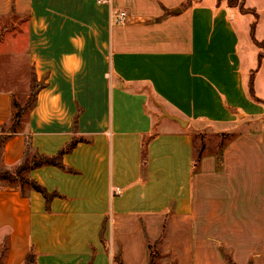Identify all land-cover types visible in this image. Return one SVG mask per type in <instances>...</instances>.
Listing matches in <instances>:
<instances>
[{"label":"crops","instance_id":"crops-1","mask_svg":"<svg viewBox=\"0 0 264 264\" xmlns=\"http://www.w3.org/2000/svg\"><path fill=\"white\" fill-rule=\"evenodd\" d=\"M189 1L0 0V26L26 18L25 53L45 83L0 168L24 161L29 137L47 156L83 139L63 157L73 172H27L59 195L50 203L0 181L2 264H25L31 248L37 264H264V59L251 36L255 24L264 42V0H245L256 16ZM12 114L0 87V130ZM245 125L197 169L193 131Z\"/></svg>","mask_w":264,"mask_h":264},{"label":"rangeland","instance_id":"rangeland-1","mask_svg":"<svg viewBox=\"0 0 264 264\" xmlns=\"http://www.w3.org/2000/svg\"><path fill=\"white\" fill-rule=\"evenodd\" d=\"M25 19L26 18L23 17L19 20L16 19L17 21L14 24L13 22H10L7 25L2 24L0 26V87L11 89L13 92V105L15 103V105H20L21 107H25L27 103L32 102L30 93L31 88L33 87V70L31 69L25 53ZM262 46V49L257 46L259 54L264 52V43ZM14 47H17V52L13 50ZM246 59H248V56L244 57V60ZM41 84L42 83H39V85ZM260 86H262L260 88L264 94V81ZM34 88L35 90L38 88L36 83L34 84ZM13 110L14 113L18 111L16 107H13ZM157 111L162 113L160 107ZM27 113L28 111L23 114L20 127L18 128L19 131L25 130ZM11 124L12 122L6 127V131H9ZM250 127V125H245L236 131L225 134H219L211 130L193 131L195 163L197 169H199V164L203 155L206 153L221 154L222 150L228 145V143L235 140L241 132L251 129ZM0 171L5 172L6 169L0 168ZM13 171L14 169L10 172ZM23 175L27 176V173H24ZM0 181L11 185H20L18 180H15L13 183L6 180ZM25 187L28 188L27 185L23 188ZM6 249L5 245V247L2 248L3 254L0 257V264H2L1 262L3 261V258H5ZM156 255L157 254L155 253L154 258H156ZM153 261L157 263V258Z\"/></svg>","mask_w":264,"mask_h":264},{"label":"trees","instance_id":"trees-1","mask_svg":"<svg viewBox=\"0 0 264 264\" xmlns=\"http://www.w3.org/2000/svg\"><path fill=\"white\" fill-rule=\"evenodd\" d=\"M193 1L195 0H190L189 4H191ZM219 2H226V4L231 7V8H239V10L242 13H254V15L256 16V13L250 9H247L245 6V0H218ZM255 24L252 26V31H251V36L253 38L254 43L262 49V45L264 42H258L255 38ZM264 59V52L259 54V65L262 62V60ZM32 82H33V87L31 88V93H30V98L32 100L31 103H27L25 107H21L20 105H13V107L17 108V112L14 113L13 110V114H12V118H11V127L9 129V131H6V127H3L0 130V157L2 155L3 152V148L4 145L14 136L18 133V128L20 127V123L21 120L23 118V114L26 111H30L34 108L35 104H36V98H37V94L38 92L45 87V83L40 82L37 80V77L35 74H33V78H32ZM38 85V88L35 90L34 88V84ZM39 83H42L41 85H39ZM250 92L253 95L254 94V89H253V79H251L250 81ZM153 138V135H150L148 137H145L143 139V144H142V161H141V166H142V173L145 172L146 170V166H147V158H148V153H147V146L149 141ZM83 139L81 138H73V140L67 144L62 150L59 151V153L57 155L54 156H47V155H41L39 154L34 148L33 145L31 143V138H27V143H26V154H25V158L24 161L17 167L14 169L13 172H10L11 170H6L4 171H0V180H6L9 181L10 183L15 182V180H18L20 182V187L23 189V187L25 185H28L31 187V189L35 190L36 192L40 193L45 200L47 201V203H50L51 200L55 197H58L59 195L57 193H49L42 185H40L39 183H37L36 181H34L33 179H31L28 176H24V173H27L31 170L37 169V168H41L44 166H53V167H57L63 171H68V172H73L72 169H69L65 166V164L63 163V157L70 153L79 142H82ZM5 247V245H1L0 246V257L3 254V250L2 248ZM25 264H37V253L34 250V248L30 249V252L28 253L26 260H25ZM229 264H234L231 261H229Z\"/></svg>","mask_w":264,"mask_h":264},{"label":"built area","instance_id":"built-area-1","mask_svg":"<svg viewBox=\"0 0 264 264\" xmlns=\"http://www.w3.org/2000/svg\"><path fill=\"white\" fill-rule=\"evenodd\" d=\"M98 3L103 4V3H109V0H98ZM115 22L118 24H124L128 21V15L125 12H120L116 13L114 15ZM115 195L121 194V190L119 188L115 189L113 191Z\"/></svg>","mask_w":264,"mask_h":264},{"label":"water","instance_id":"water-1","mask_svg":"<svg viewBox=\"0 0 264 264\" xmlns=\"http://www.w3.org/2000/svg\"><path fill=\"white\" fill-rule=\"evenodd\" d=\"M162 113H163V116L166 117V118H169L171 120H174V121H177L178 123H180L182 126H187V123L181 119H179L178 117H175V116H170L169 113L167 111H165L164 108H162Z\"/></svg>","mask_w":264,"mask_h":264}]
</instances>
